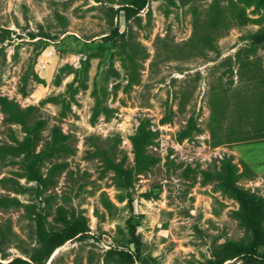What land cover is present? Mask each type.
I'll list each match as a JSON object with an SVG mask.
<instances>
[{
  "label": "rangeland",
  "instance_id": "1",
  "mask_svg": "<svg viewBox=\"0 0 264 264\" xmlns=\"http://www.w3.org/2000/svg\"><path fill=\"white\" fill-rule=\"evenodd\" d=\"M263 29L264 0H0V97L32 110L26 129L0 107V198L19 202L0 207V264L264 254Z\"/></svg>",
  "mask_w": 264,
  "mask_h": 264
},
{
  "label": "trees",
  "instance_id": "2",
  "mask_svg": "<svg viewBox=\"0 0 264 264\" xmlns=\"http://www.w3.org/2000/svg\"><path fill=\"white\" fill-rule=\"evenodd\" d=\"M252 40L255 44H260L264 42V29L256 33ZM0 107L4 112L6 119L11 122H16L23 125L27 129V122L31 116V108H22L13 100L7 97H0ZM152 132L147 130L144 126V123H141L135 136L133 137V147L136 160V167L143 168L149 165V158L145 154L144 148L149 144ZM61 141L60 136L57 132L54 133L53 138V148L59 149L62 146H59ZM20 150L24 154L25 160V169L27 171L26 177L29 180H36V169L39 166L44 152H33L31 149V141L26 138L19 145ZM240 195L244 197L245 192H239ZM247 204V211L249 216L241 220L242 224L251 228L253 232H256L259 228L260 220L257 214L253 211V204L248 200H245ZM14 203H19L17 200H12L11 198H0V207H8ZM225 254L219 256L218 254H212V257L209 261V264H223L226 259L238 258L241 257L245 262L249 263L252 261H261L264 259V254L258 251L257 245L253 244L250 246H240L237 244H229L224 250Z\"/></svg>",
  "mask_w": 264,
  "mask_h": 264
}]
</instances>
